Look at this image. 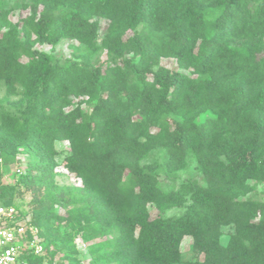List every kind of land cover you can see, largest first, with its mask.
I'll use <instances>...</instances> for the list:
<instances>
[{
  "label": "trees",
  "instance_id": "1",
  "mask_svg": "<svg viewBox=\"0 0 264 264\" xmlns=\"http://www.w3.org/2000/svg\"><path fill=\"white\" fill-rule=\"evenodd\" d=\"M31 9L21 29L0 12V84L24 107L0 112L1 205L48 226L13 203L3 171L22 141L50 155L68 142L67 170L120 233V264H181L187 237V264H264V202L246 197L250 182L264 183V0H33ZM63 39L108 59L62 64L36 48ZM189 159L198 176L163 189ZM150 206L183 213L153 219ZM225 226L234 227L226 246Z\"/></svg>",
  "mask_w": 264,
  "mask_h": 264
},
{
  "label": "rangeland",
  "instance_id": "2",
  "mask_svg": "<svg viewBox=\"0 0 264 264\" xmlns=\"http://www.w3.org/2000/svg\"><path fill=\"white\" fill-rule=\"evenodd\" d=\"M33 0H0V12L6 11L7 19L18 24L20 29L23 20L31 15ZM42 9V8H40ZM107 21H100L99 44L103 39ZM1 35V34H0ZM36 48L46 52L62 64L72 61L88 60L94 66L104 65L108 59L104 49L88 52L77 41L61 40L56 45L37 44ZM163 65L177 68L174 60L164 59ZM105 67V66H103ZM20 97H7L6 90L0 84V112L7 111L22 115L24 107L16 106ZM84 109L90 111L94 105L84 100ZM21 108V109H20ZM22 111V112H21ZM1 130V129H0ZM0 138L2 135L0 133ZM25 140V139H24ZM16 148V160L6 165L3 184L17 187L13 203L28 213L32 218L40 215L49 220L48 226L39 227L50 238L47 241V252L42 264H120L119 248L120 233L114 226H107L100 204H97L91 193L85 191L81 179L70 173L66 168L65 158L69 153L68 142H56V155H50L34 150V144L29 140ZM157 153L151 154L142 161L150 164L157 159ZM164 160L161 159V162ZM30 173L29 185L21 175ZM195 162L189 159L185 170L177 173L174 181L163 179L161 187L170 190L187 177L198 176ZM180 183V182H179ZM251 190L247 198L264 202V183L250 182ZM7 199L10 196L6 197ZM3 204L0 201V205ZM153 219L158 217L180 216L182 208H171L165 212L149 207ZM234 233L233 226L222 228L221 243L226 246ZM182 263L187 264L193 259V240L184 239L181 245Z\"/></svg>",
  "mask_w": 264,
  "mask_h": 264
},
{
  "label": "built area",
  "instance_id": "3",
  "mask_svg": "<svg viewBox=\"0 0 264 264\" xmlns=\"http://www.w3.org/2000/svg\"><path fill=\"white\" fill-rule=\"evenodd\" d=\"M39 233L31 219L22 218L14 206L0 205V264H31L30 257L44 256Z\"/></svg>",
  "mask_w": 264,
  "mask_h": 264
}]
</instances>
